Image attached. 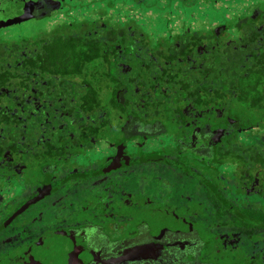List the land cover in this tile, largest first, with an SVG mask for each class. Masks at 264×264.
I'll return each mask as SVG.
<instances>
[{
	"label": "flooded vegetation",
	"instance_id": "af4514ba",
	"mask_svg": "<svg viewBox=\"0 0 264 264\" xmlns=\"http://www.w3.org/2000/svg\"><path fill=\"white\" fill-rule=\"evenodd\" d=\"M34 1H16L12 6L28 7L24 16L33 13L31 17L36 19L47 18L56 10L49 4L33 8ZM55 1L58 6L62 2ZM254 3L249 11L235 10L231 27L226 25L229 15L212 22L213 36L219 39L247 18L264 15V2ZM170 34L161 38L170 39ZM145 48L137 51L141 62L138 66L120 62L114 68L122 71L118 75L117 105L107 104L110 107L105 108L101 99L103 108L88 111L84 103L81 118L69 122L71 126L64 127L68 129L62 130L64 120H68L64 118L66 112L52 100L40 99L37 104L39 97L31 94L32 85L19 94V104L28 105L26 110L31 116L50 112V119L32 141L24 131L7 132L8 136L0 131V264H39L36 254L41 243L40 264H264V227L250 229L252 225H248L240 229L231 225L233 213L219 212L216 201L199 180L206 175L202 162L209 165L211 176L215 158H229L228 152L253 147L250 144L255 146L264 139V122L262 126L239 128L238 117L226 105L216 106L218 99L212 98L210 90L205 108L192 107L193 95L183 100L181 111L187 120L182 126L169 108L174 102L182 105L179 94H175L178 84L175 78L171 80L170 72L160 78L162 68L156 65V52ZM196 49L201 50L202 44ZM145 59L151 66L143 64ZM9 101L4 100L0 107L4 123L20 110ZM83 101L80 99L75 108L81 109ZM167 111H171L170 116ZM171 119L174 131L169 132ZM45 131L49 134L40 138ZM162 134L171 142L169 150L162 152L168 153V158L174 157L170 154L175 151L184 155L196 175L194 179H183L176 167L142 161L162 153L145 146L148 139ZM103 139L107 142L101 144ZM69 141L78 151L86 149L84 156L99 145L105 153L95 156L98 165L71 167L66 162L76 153L67 150ZM130 146L137 151L130 150ZM50 147H55L54 153ZM51 156L55 158L48 160ZM247 156L242 165L228 159L224 175L222 169H217L227 199L241 208L255 206L254 218L258 212L264 214V161L251 162L256 155ZM30 169L36 170L35 183L25 177ZM23 174L25 179L20 178ZM11 182L18 193L4 194ZM86 190L92 191L89 195L95 194L86 198ZM157 213L164 215L162 221L172 217L176 226L149 217Z\"/></svg>",
	"mask_w": 264,
	"mask_h": 264
},
{
	"label": "trees",
	"instance_id": "16d2710c",
	"mask_svg": "<svg viewBox=\"0 0 264 264\" xmlns=\"http://www.w3.org/2000/svg\"><path fill=\"white\" fill-rule=\"evenodd\" d=\"M99 1L101 8L96 11L100 17L96 19H77L73 14L70 16L69 12L75 4L62 0L58 8L52 12L57 13L65 8L66 17L63 20H56L46 26H43L45 25L43 23L40 28L37 27L38 31L34 29L27 33L25 30L22 31L19 24L20 36L18 38L12 42L0 39V107H3L6 99L10 100L9 103L12 102L10 105H13L15 110L20 107L19 112L15 111L18 118L13 112L9 116L13 117L12 119L8 118L5 123L0 120V131L4 136L7 132L10 134V132L24 131L32 141L37 137V131L43 128L41 126H47L50 112L45 115L40 113L31 116V112L29 114L26 110L28 105L19 104L21 100L19 94L31 85L33 86L31 94L39 97L37 104H40V99L52 100L55 106L66 112L68 116L64 118L68 120H64L62 130L68 129L64 127L71 126L68 123L74 122L77 116L81 118L85 110L83 109L84 103H87L88 111L93 108H103V103H105L104 107L107 104L116 106V90L120 86L118 75L122 71L114 68L120 62L134 67L138 66L141 62L137 51L145 46L156 52V65H160V70L162 68L160 78L170 72L171 80L175 78L174 81L178 84L175 94H179L177 98L182 105L174 102L169 105V108L180 118L182 126L187 120L181 111L183 100L193 95L195 103L192 107L198 109L204 106L205 108L209 103L206 93L210 90L213 94L212 98L218 99V102H214L216 106L220 103L224 104L238 117L236 124L239 128L242 129L251 124L263 125L264 15L256 19L247 18L243 21V25L232 30L230 28V34L223 32V36L219 39L213 36L212 22H208L207 26L204 24L201 30L192 29L190 25H183L178 32L170 34V39L163 37L153 41L134 19L126 16L127 14H125V19L109 17L107 8L114 6L116 0ZM131 1L133 5L150 7L157 0ZM162 2L163 5H170L173 2L180 9L196 4L210 6L216 12L219 6L225 3H236L235 0H164ZM238 3L234 6H238ZM129 8L131 7L127 6V9ZM235 10L238 9L235 8ZM104 14L106 17L101 18ZM234 16L236 15L228 16L227 27L232 26ZM223 17L225 16L222 15L219 18ZM49 18L51 14L42 21ZM153 43H155L154 46H152ZM201 44L202 49H196L197 45ZM143 64L151 66L147 59ZM80 99L84 101L82 108L78 110L75 106ZM101 99L104 100L103 103ZM166 113L167 116L171 115V111ZM252 114H255V117ZM30 116L33 118L31 119ZM44 118L46 119L45 124H38ZM33 119L40 122L37 123ZM168 122V124L174 123L173 119ZM56 131L57 128L54 127V132ZM48 134L45 131L40 138ZM250 145L253 147L247 146L239 152H228L229 158H215L212 164L214 174L211 176L208 172L210 171L209 165L202 162L206 175L199 178L204 190L210 194L211 199L216 201L219 212H232L234 224L231 225L240 229H242L241 226L247 227L248 225H252L250 229L254 226L264 227V214L258 212V216L253 218L255 206L241 208L228 200L221 190L223 184L219 178L218 169H222L224 171L222 175H224L226 173L225 163L228 159L231 162L237 160L242 165L248 154L256 155L251 162L264 161L263 137L255 146ZM52 147L49 151L52 150L54 153L53 149L56 145ZM178 152L170 154L172 156L174 154V157L169 156L168 158L169 154L162 152L158 153V156L148 157L142 161L176 167L183 179L187 176L194 179L196 175L189 169L187 165L189 162L186 161L184 155ZM196 164L198 165L197 162ZM159 167L161 169L162 166ZM230 170L231 168L228 169ZM249 219H253L251 223Z\"/></svg>",
	"mask_w": 264,
	"mask_h": 264
},
{
	"label": "rangeland",
	"instance_id": "374dc122",
	"mask_svg": "<svg viewBox=\"0 0 264 264\" xmlns=\"http://www.w3.org/2000/svg\"><path fill=\"white\" fill-rule=\"evenodd\" d=\"M16 1L20 2H31L32 0H0V39H6L10 42L14 41L16 38L20 36L19 30V24L21 25L20 28H22V31L25 33L36 30L37 27H41L44 23L46 25H50L56 20H63L64 17H66V11L65 8L62 11H59L57 13L52 12L51 18L42 21V19H36V17H31L30 14L27 15L31 19L19 21L17 23H14L13 20H16L20 17H23L26 12H28V7L24 6H17L13 7L16 3ZM68 3H74V7L71 8L69 15L76 17L77 19L81 18H89V19H96L100 17L98 15L96 10H99L101 8V2L99 0H65ZM164 0H160L162 2ZM264 2V0H235L236 3H238V6L236 3H225L224 5L219 6L218 11H214L210 8V6L205 7L204 5L200 6L199 4L193 5L191 7H186L184 9H180L179 6L176 4H170V5H163L164 3H160L158 0L155 1L156 3H153L150 7H142L138 4L133 5V1L131 0H116L114 1V6L107 8V13L110 18H116L120 17L121 19H125L126 16L134 19L139 25L140 28L143 30L146 34L149 35V37H152L154 39L161 38L162 36H165L168 34V31L170 30L171 33L178 32L183 25L189 26L192 29L201 30L205 26H207L206 23L208 22H220L221 19L219 17L232 15L235 13V8L239 10V12H246L249 11V7L252 5H255L254 2L260 3ZM162 4V5H160ZM131 7L127 9V6ZM162 6V7H161ZM14 8V9H13ZM14 11V12H12ZM14 14H17L14 16ZM106 17V14L101 15V18ZM108 17V18H109ZM15 18V19H14ZM109 18V19H110ZM53 20V21H51ZM47 21V22H46ZM4 23V25H2ZM19 23V24H18ZM17 26V28H16ZM39 29H37L38 31ZM24 34V33H23ZM169 132L174 131V123L168 124ZM101 144L107 142V139L100 140ZM67 150L76 153L75 156H72L68 162H66V165L68 166H76L77 168H86V166L89 165H98V158H95V156L98 157V155H103L104 149L100 148L101 145L98 146L97 150H92L88 154L84 152L85 150L78 151L79 148H77L75 145L69 141ZM132 144V143H131ZM145 146L148 148H153L156 150L166 151L169 150L171 147V142L169 140V136L165 135H159L156 138L148 139L145 143ZM76 150V151H75ZM130 150L133 152L137 151V148H134L130 146ZM159 151V152H160ZM72 155V154H71ZM55 156H51V158L48 157V160L54 159ZM93 158H95L93 160ZM90 159V160H88ZM63 166V165H61ZM57 171H60V167L57 168ZM25 177L28 179L29 182L35 183L37 178V173L35 169H30L28 173H25ZM24 174L20 175L21 179H25ZM13 182L10 183V185H6L7 190H4V194H17L18 189L16 186L12 185ZM16 187V188H15ZM87 189V188H86ZM85 196L88 198L89 196L95 194L89 195L92 191L86 190ZM98 193H101L98 191ZM68 207L65 206L64 209ZM72 207H75V203L72 202ZM67 209V208H66ZM51 211V210H50ZM84 216L88 217L89 214L87 211H84ZM164 215L162 213H157L155 215H150L149 217L152 220H159L161 222L162 217ZM150 219V220H151ZM165 225L168 226H176L175 222L172 217H168L167 221H162ZM160 225V223H158ZM42 244V243H41ZM41 244L39 245L38 251L36 254L38 256L37 261L41 262V257L39 253L40 249H42ZM33 260V259H32Z\"/></svg>",
	"mask_w": 264,
	"mask_h": 264
},
{
	"label": "water",
	"instance_id": "95a60500",
	"mask_svg": "<svg viewBox=\"0 0 264 264\" xmlns=\"http://www.w3.org/2000/svg\"><path fill=\"white\" fill-rule=\"evenodd\" d=\"M58 1H55V0H35L34 2H33V4H32V7L33 8H35L38 4H49L50 5V8L51 9H54V8H57V6H58ZM30 16H33V13H31V15ZM25 18H28V16H23V17H20L19 18V20H24ZM216 32H217V29L215 30ZM18 211H20V210H18ZM17 211V212H18ZM16 212V213H17ZM15 213V214H16Z\"/></svg>",
	"mask_w": 264,
	"mask_h": 264
}]
</instances>
